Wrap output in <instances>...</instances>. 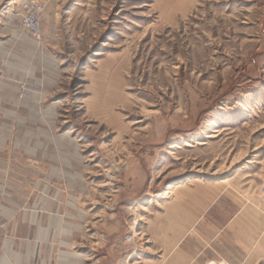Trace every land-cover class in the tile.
Masks as SVG:
<instances>
[{"label":"rangeland","instance_id":"374dc122","mask_svg":"<svg viewBox=\"0 0 264 264\" xmlns=\"http://www.w3.org/2000/svg\"><path fill=\"white\" fill-rule=\"evenodd\" d=\"M186 193L257 226L217 262L264 264V0H0V264L215 262L171 261Z\"/></svg>","mask_w":264,"mask_h":264},{"label":"crops","instance_id":"0c3cea01","mask_svg":"<svg viewBox=\"0 0 264 264\" xmlns=\"http://www.w3.org/2000/svg\"><path fill=\"white\" fill-rule=\"evenodd\" d=\"M177 200L179 201L176 207L172 208L169 213L171 220L172 216L176 219V222L179 219L180 228L182 226L183 228L186 227L188 229L187 233H193L198 239L194 243L171 242L169 246V249H172L171 251L182 250L181 253L179 252L175 255L171 253V257L173 256L171 261L174 258H185L190 263L204 256V253L199 254V251H202V249L214 250L213 253L208 254L206 260L209 262L217 261V249L219 246L226 245L225 241H222L223 237L221 236L226 233L237 236L241 239L240 243L244 241L245 248H253L257 242V231L255 230L257 226L256 224H252L251 219L247 218V212L243 208H238L236 211L233 210V212L228 214L226 206L227 204L232 206V203H227L222 197L211 199L207 193L197 194V196L193 193H186L177 196ZM168 229L170 231L176 229V227L170 226ZM252 233L254 235L253 242ZM173 263L176 264V262H171V264Z\"/></svg>","mask_w":264,"mask_h":264},{"label":"built area","instance_id":"2783aa9c","mask_svg":"<svg viewBox=\"0 0 264 264\" xmlns=\"http://www.w3.org/2000/svg\"><path fill=\"white\" fill-rule=\"evenodd\" d=\"M42 23V8L37 1H28L23 7L22 25L24 30L32 35L38 37L41 32ZM209 264H226L225 262H211Z\"/></svg>","mask_w":264,"mask_h":264}]
</instances>
